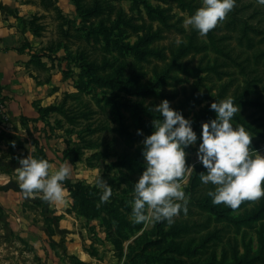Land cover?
<instances>
[{
  "label": "rangeland",
  "instance_id": "374dc122",
  "mask_svg": "<svg viewBox=\"0 0 264 264\" xmlns=\"http://www.w3.org/2000/svg\"><path fill=\"white\" fill-rule=\"evenodd\" d=\"M38 2L44 12L24 46L46 96L37 102V137L30 134L33 157L48 160L49 151L55 170L69 162L71 174L64 204L37 193L24 208L39 240L13 231L0 209V264H264V196L236 209L213 204L214 185L202 183L206 168L197 159L202 123L216 117L210 104L228 97L240 105L233 124L253 136L251 154L264 155V5L236 0L200 35L184 20L202 0ZM165 98L198 137L186 148L187 210L170 225L134 223L143 171L136 163L146 166L143 140L162 119L154 107ZM98 176L112 188L107 202ZM69 183L85 193L74 198Z\"/></svg>",
  "mask_w": 264,
  "mask_h": 264
},
{
  "label": "clouds",
  "instance_id": "9594fccd",
  "mask_svg": "<svg viewBox=\"0 0 264 264\" xmlns=\"http://www.w3.org/2000/svg\"><path fill=\"white\" fill-rule=\"evenodd\" d=\"M236 0H202V5L187 16L190 25L200 35H206L233 9ZM264 5V0H257ZM179 43V41H178ZM210 108L216 117L202 123L201 142L197 159L206 168L200 172L202 183L214 185L207 195L213 204L223 202L233 209L245 200L264 196V155L250 152L252 135L243 125L233 124L240 105L232 97L214 100ZM162 119L153 120L154 131L143 140L142 155L146 167L134 183L131 216L134 223L167 221L170 225L180 210L186 211L185 174L193 166L186 163V148L198 137L192 120L170 106L168 99L155 105ZM137 132H141L140 129ZM19 187L25 196L42 194L49 202L64 204L66 189L63 181L71 174V164H61L54 172L49 160L28 155L19 159ZM97 185L103 189L100 202H107L112 188L98 176Z\"/></svg>",
  "mask_w": 264,
  "mask_h": 264
},
{
  "label": "crops",
  "instance_id": "0c3cea01",
  "mask_svg": "<svg viewBox=\"0 0 264 264\" xmlns=\"http://www.w3.org/2000/svg\"><path fill=\"white\" fill-rule=\"evenodd\" d=\"M43 12L38 0H0V87L10 120L6 129H0V209L7 215L11 229L20 232L28 242L39 240L40 229L31 227L30 213L24 211L31 209L27 204L36 196H25L20 189L18 167L20 158L35 155L30 134L37 137V102L42 100L43 105L46 96L28 63L32 58L29 48L24 46L26 40L32 41L34 16ZM29 145L32 149L28 153L24 146ZM46 153L51 160L50 152ZM50 164V172L55 171V163Z\"/></svg>",
  "mask_w": 264,
  "mask_h": 264
},
{
  "label": "trees",
  "instance_id": "16d2710c",
  "mask_svg": "<svg viewBox=\"0 0 264 264\" xmlns=\"http://www.w3.org/2000/svg\"><path fill=\"white\" fill-rule=\"evenodd\" d=\"M90 31H94L93 29H90ZM159 118V117H158ZM161 119V118H160ZM251 148H253V146H251ZM134 163H136V162H134ZM136 165H138V166H140L142 169H144V167H146V166H144V165H142V164H140V163H136ZM192 183H193V180H192ZM69 189L72 191V195H73V197L75 198V195H77V194H84L85 192H84V188L82 187V186H80V185H72L71 183H69ZM80 194V195H81ZM212 209H214V211L217 213L218 211L217 210H215V208L213 207V206H210ZM106 211L107 212H109V210H107L106 209ZM116 213V212H115ZM121 215V218L119 219V220H117L116 222H117V224L119 225V227H123L125 224H126V221L124 220V218L122 219V214H120V212H117V214H116V216L117 215ZM179 264H182V262H180V261H177Z\"/></svg>",
  "mask_w": 264,
  "mask_h": 264
},
{
  "label": "built area",
  "instance_id": "2783aa9c",
  "mask_svg": "<svg viewBox=\"0 0 264 264\" xmlns=\"http://www.w3.org/2000/svg\"><path fill=\"white\" fill-rule=\"evenodd\" d=\"M9 115L7 112V103L0 87V129H6L9 125Z\"/></svg>",
  "mask_w": 264,
  "mask_h": 264
}]
</instances>
